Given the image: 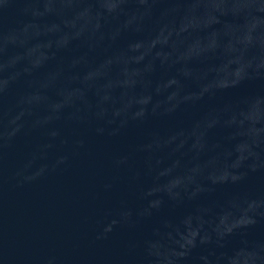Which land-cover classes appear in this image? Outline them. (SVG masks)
Segmentation results:
<instances>
[{"label": "water", "instance_id": "water-1", "mask_svg": "<svg viewBox=\"0 0 264 264\" xmlns=\"http://www.w3.org/2000/svg\"><path fill=\"white\" fill-rule=\"evenodd\" d=\"M0 264H264V0H0Z\"/></svg>", "mask_w": 264, "mask_h": 264}]
</instances>
